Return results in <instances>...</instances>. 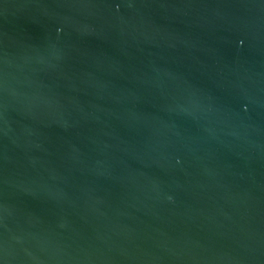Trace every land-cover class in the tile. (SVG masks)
Wrapping results in <instances>:
<instances>
[{"label": "water", "instance_id": "water-1", "mask_svg": "<svg viewBox=\"0 0 264 264\" xmlns=\"http://www.w3.org/2000/svg\"><path fill=\"white\" fill-rule=\"evenodd\" d=\"M0 264H264V0H0Z\"/></svg>", "mask_w": 264, "mask_h": 264}]
</instances>
